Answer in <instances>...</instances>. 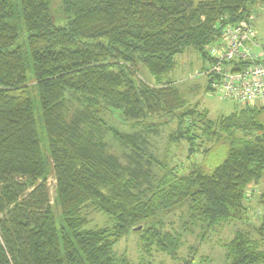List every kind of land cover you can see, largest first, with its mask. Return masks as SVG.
I'll return each instance as SVG.
<instances>
[{
  "label": "trees",
  "instance_id": "16d2710c",
  "mask_svg": "<svg viewBox=\"0 0 264 264\" xmlns=\"http://www.w3.org/2000/svg\"><path fill=\"white\" fill-rule=\"evenodd\" d=\"M263 1L0 0V264H131L113 249L137 225L141 254L154 247L173 258L179 237L160 226L175 210H184L189 234L243 221L249 186L264 180V106L212 121L186 106L167 76L188 48L208 60L222 28L247 20ZM68 101L79 104L71 118ZM100 104L132 123L177 118L172 140L189 147L188 157L203 153L202 163L183 173L181 164L153 166L134 134L107 128L129 152L122 164L102 138L105 123L93 111ZM200 134L209 149H197ZM89 209L112 224L87 228ZM254 235L264 243V215L252 233L235 232L223 245V264H264Z\"/></svg>",
  "mask_w": 264,
  "mask_h": 264
},
{
  "label": "rangeland",
  "instance_id": "374dc122",
  "mask_svg": "<svg viewBox=\"0 0 264 264\" xmlns=\"http://www.w3.org/2000/svg\"><path fill=\"white\" fill-rule=\"evenodd\" d=\"M192 1L196 4L209 0ZM250 17L254 20L253 24L259 38L264 39V1L257 2L250 13ZM175 63L174 70L167 76V81L171 82L177 89L186 106L198 105L200 110L208 112V117L212 121L220 117L229 116L242 107L231 101L221 100L218 95L210 94L207 91L208 77L204 72L208 69L209 63L208 60L203 59L194 49L188 48L182 55L176 56ZM138 74L143 81L153 83V80L143 68L139 67ZM27 77L28 81L32 82L33 77L30 73L27 74ZM68 105V117L71 118L79 108V104L76 101L70 103L68 101ZM93 111L105 123V128L102 129L101 135L107 143L109 153L117 157L124 165L127 163V155L129 152L112 139L110 136V130L112 129L125 135H129L130 133L134 134L137 137L136 145L140 149L138 152L142 155L143 161L150 159L154 162L153 166L159 164L163 167L178 168V165L181 164L182 168L180 167L179 172L183 173L190 167L189 165L191 163L200 165L203 161V153H194L188 157L189 153L187 150L189 147L178 139L173 138L172 140L171 134L176 131L178 126V119L175 117L168 116L162 118L161 116H156L153 118L154 120L150 118L154 123L152 125L147 124L151 123L148 121L144 124L142 122H128L123 118L121 112L105 107L102 104ZM168 120L169 122H166ZM158 123L163 124L160 125ZM156 124L159 126H156ZM37 128L38 137L42 144H44L45 134L39 122L37 123ZM107 128H110V130ZM196 143L200 146L197 148L199 151L209 149L213 145L212 142H209L202 135L197 139ZM215 157L211 156L210 161H213ZM152 169L154 172H157L156 168ZM48 186L53 213L56 223L59 225L61 222V214L55 198L54 181L51 177L48 179ZM263 195L264 180H261L257 185H250L248 188L245 200V208L247 211L245 210V219L243 218V221L238 222L236 220L214 229L200 228V230L198 229L191 234H189V226L183 225L181 221L182 211L184 210L178 209L172 212L166 219H163L160 229L179 237V244L180 242L181 244L173 258L155 252L154 247L151 248L149 255L141 254L140 250H142L141 247L143 248V244L141 243L140 232L132 231L115 244L113 251L118 256H125L131 264H138L140 261H143L144 264H182V260H191L194 263L208 260L211 264H223V245L234 236L235 232L244 230L245 232L252 233L259 226L262 215H264V200L261 202ZM82 217L87 222V228L89 229L104 228L112 224L107 216L94 209H89L84 212ZM188 231L189 233H187ZM253 239H257V236L254 235ZM257 241L260 243L261 249L264 250V243H261L259 239Z\"/></svg>",
  "mask_w": 264,
  "mask_h": 264
},
{
  "label": "built area",
  "instance_id": "2783aa9c",
  "mask_svg": "<svg viewBox=\"0 0 264 264\" xmlns=\"http://www.w3.org/2000/svg\"><path fill=\"white\" fill-rule=\"evenodd\" d=\"M253 22L224 26L206 50L209 93L239 106H264V39Z\"/></svg>",
  "mask_w": 264,
  "mask_h": 264
},
{
  "label": "water",
  "instance_id": "95a60500",
  "mask_svg": "<svg viewBox=\"0 0 264 264\" xmlns=\"http://www.w3.org/2000/svg\"><path fill=\"white\" fill-rule=\"evenodd\" d=\"M143 229L141 225L131 228L132 232H140Z\"/></svg>",
  "mask_w": 264,
  "mask_h": 264
}]
</instances>
